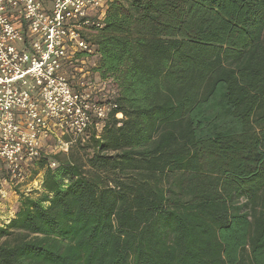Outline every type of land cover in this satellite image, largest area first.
Instances as JSON below:
<instances>
[{"label": "trees", "instance_id": "1", "mask_svg": "<svg viewBox=\"0 0 264 264\" xmlns=\"http://www.w3.org/2000/svg\"><path fill=\"white\" fill-rule=\"evenodd\" d=\"M87 31L118 108L26 163L0 264H264V0H112Z\"/></svg>", "mask_w": 264, "mask_h": 264}, {"label": "built area", "instance_id": "2", "mask_svg": "<svg viewBox=\"0 0 264 264\" xmlns=\"http://www.w3.org/2000/svg\"><path fill=\"white\" fill-rule=\"evenodd\" d=\"M111 1L51 0L47 9L42 0H0V183L24 182L42 140L100 131L118 108L111 80L75 85L63 70L70 50L89 49L84 31L102 26ZM114 116L123 118L120 111ZM58 142V151H67L72 141Z\"/></svg>", "mask_w": 264, "mask_h": 264}, {"label": "rangeland", "instance_id": "3", "mask_svg": "<svg viewBox=\"0 0 264 264\" xmlns=\"http://www.w3.org/2000/svg\"><path fill=\"white\" fill-rule=\"evenodd\" d=\"M85 36L88 38L89 31H84ZM69 59L65 60L63 70L67 77H74L75 83L86 81L88 79L97 80L94 67L97 63V55L90 51V54L81 55L78 59L72 58L77 50L73 52L70 50ZM94 77V78H93ZM59 138V139H58ZM71 140V145L75 144V138L73 136H61L59 133H54L48 139L42 140V146L48 149L50 152H57L61 143L58 140ZM60 143V144H59ZM30 166L25 165V180L23 183L3 182L0 183V225L6 224L10 218L13 217L15 210L20 201L22 193L35 197L42 191L41 188V173H33ZM3 174V173H2ZM4 175V174H3Z\"/></svg>", "mask_w": 264, "mask_h": 264}, {"label": "crops", "instance_id": "4", "mask_svg": "<svg viewBox=\"0 0 264 264\" xmlns=\"http://www.w3.org/2000/svg\"><path fill=\"white\" fill-rule=\"evenodd\" d=\"M42 2H43V5H44L47 9L50 8V6H51V0H42Z\"/></svg>", "mask_w": 264, "mask_h": 264}]
</instances>
